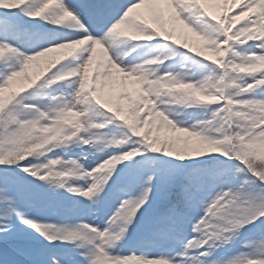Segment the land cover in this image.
<instances>
[{"label":"snow or ice","instance_id":"snow-or-ice-1","mask_svg":"<svg viewBox=\"0 0 264 264\" xmlns=\"http://www.w3.org/2000/svg\"><path fill=\"white\" fill-rule=\"evenodd\" d=\"M5 247L264 264V0H0Z\"/></svg>","mask_w":264,"mask_h":264},{"label":"rangeland","instance_id":"rangeland-1","mask_svg":"<svg viewBox=\"0 0 264 264\" xmlns=\"http://www.w3.org/2000/svg\"><path fill=\"white\" fill-rule=\"evenodd\" d=\"M207 7H208V9H209L210 12H212L213 14L219 16V14L221 12V9L217 5H215L213 3H209L207 5ZM141 11L144 13V15L146 16V18L149 20L150 23H152L157 28L159 27L155 23V21L152 20L151 16L148 15L146 9H142ZM161 51L162 50L159 49V48H156V49H153L152 50L153 53H155V52H161ZM58 55H59V53H54V54H50V57L49 58H42L41 61L35 63L34 65H32L30 67L29 72H39V71H41L44 68V66L46 65V63L48 62V60L50 58L55 57V56H58ZM173 58L175 59L176 57H173ZM21 83H23V82L21 81ZM14 87H19V84L15 85ZM181 116H183V113H181ZM74 178L75 177H69V179H74ZM13 256H14V253L12 252V250L10 248L5 247L3 249V257H4V259L3 260H0V264H5V262L8 259H11Z\"/></svg>","mask_w":264,"mask_h":264},{"label":"bare ground","instance_id":"bare-ground-1","mask_svg":"<svg viewBox=\"0 0 264 264\" xmlns=\"http://www.w3.org/2000/svg\"><path fill=\"white\" fill-rule=\"evenodd\" d=\"M154 26V25H153ZM155 27V26H154Z\"/></svg>","mask_w":264,"mask_h":264}]
</instances>
